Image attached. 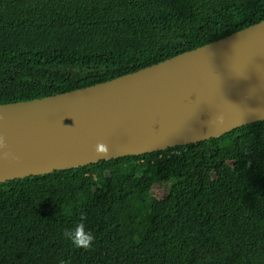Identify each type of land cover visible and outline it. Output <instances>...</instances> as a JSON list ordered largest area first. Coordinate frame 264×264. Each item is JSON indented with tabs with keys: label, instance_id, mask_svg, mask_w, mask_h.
<instances>
[{
	"label": "trees",
	"instance_id": "trees-1",
	"mask_svg": "<svg viewBox=\"0 0 264 264\" xmlns=\"http://www.w3.org/2000/svg\"><path fill=\"white\" fill-rule=\"evenodd\" d=\"M262 20L264 0H0V104L105 82ZM81 214L88 250L62 237ZM0 264H264V121L0 183Z\"/></svg>",
	"mask_w": 264,
	"mask_h": 264
},
{
	"label": "water",
	"instance_id": "water-1",
	"mask_svg": "<svg viewBox=\"0 0 264 264\" xmlns=\"http://www.w3.org/2000/svg\"><path fill=\"white\" fill-rule=\"evenodd\" d=\"M260 121L264 20L105 82L0 104V183L195 144Z\"/></svg>",
	"mask_w": 264,
	"mask_h": 264
},
{
	"label": "clouds",
	"instance_id": "clouds-1",
	"mask_svg": "<svg viewBox=\"0 0 264 264\" xmlns=\"http://www.w3.org/2000/svg\"><path fill=\"white\" fill-rule=\"evenodd\" d=\"M5 145L4 140L0 138V148H3ZM99 148L100 146L97 145ZM5 157H10L11 153H5ZM14 159V157H13ZM84 217L81 214L80 221L77 222L70 228H65L62 232V237L66 240L72 247L80 249L83 248L85 250L90 249L94 244V234L90 231L85 223L83 222Z\"/></svg>",
	"mask_w": 264,
	"mask_h": 264
},
{
	"label": "rangeland",
	"instance_id": "rangeland-1",
	"mask_svg": "<svg viewBox=\"0 0 264 264\" xmlns=\"http://www.w3.org/2000/svg\"><path fill=\"white\" fill-rule=\"evenodd\" d=\"M167 188L165 186H155L154 195L157 198H161L165 195Z\"/></svg>",
	"mask_w": 264,
	"mask_h": 264
}]
</instances>
